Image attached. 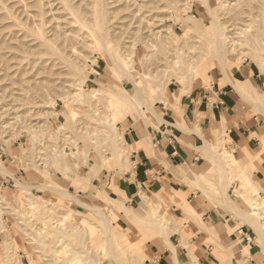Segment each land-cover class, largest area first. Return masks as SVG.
<instances>
[{
  "label": "rangeland",
  "instance_id": "obj_1",
  "mask_svg": "<svg viewBox=\"0 0 264 264\" xmlns=\"http://www.w3.org/2000/svg\"><path fill=\"white\" fill-rule=\"evenodd\" d=\"M65 1L77 8L75 10L80 8L91 29L99 30L93 14L94 0ZM220 1V7L215 9L216 0H210L211 7L216 10L223 28L227 27L225 31L233 33L235 42L239 41L229 57L234 65L228 69L247 64L263 72L264 61H259L254 53L264 32H254L264 14V0ZM173 2L175 9L165 7L167 0H104V43L116 51L140 89L147 92L155 88L153 109L157 102L167 103L174 92L172 97L179 101L182 95L210 89L211 80L221 77L222 68L212 60L207 40L210 36H199V32H203L201 25L211 24L200 2ZM253 16L260 20L252 23ZM191 18L200 22H192ZM250 23L252 33L240 35L239 28ZM89 31L77 23L60 0H0V54L7 66L0 65L3 72V75L0 72V162L12 174L0 175V264H145L147 242L160 238L171 245L168 238L175 234L181 236L183 223L188 222L185 219L176 223L172 218L176 215L173 209L184 212L180 206L172 208L155 199L154 210L152 206L141 204L125 206L136 215L131 217L123 201L120 206L125 209L105 197L108 194L116 199L109 194L111 190L107 189V184L114 185L132 165L131 145L125 141L119 148L115 133L124 138L126 128L140 120L135 112H124L119 118L112 113L108 90L117 91L120 86L128 90L131 85L112 70L103 47L99 48ZM42 37L54 51L73 59L83 76L73 72L57 56H51L50 50L42 44ZM194 75L199 78L194 80ZM38 81L43 85L50 81L47 87L51 86L52 91L44 88L42 93L44 99L47 98L46 104L43 98L33 94ZM61 85L67 90H62ZM235 86L240 91L244 88L236 82ZM55 87H60L61 91ZM66 98L73 99L65 103ZM113 102L118 112L125 107L119 99ZM152 122L150 125H156L155 120ZM213 137L208 136L205 145L213 155L210 158L215 172L211 174L221 178L211 191L216 198L212 196L214 202L221 204L218 200L224 192L232 199L229 198L231 205V201H239L235 203L245 207L247 214L250 208L244 202L258 203L264 198L263 186L254 178L256 168L252 163L243 165L224 150L225 131L209 143ZM119 149L121 154H118ZM65 166L69 172L65 171ZM197 177L202 179L201 174ZM15 179L23 185L17 186ZM225 181H228L227 187L222 186ZM25 185L31 186L30 189ZM53 186L65 189L82 206L96 207L98 216L93 217L73 199L53 191L50 188ZM221 205L235 212L233 206L223 203V199ZM188 209L185 214L194 215ZM260 213L264 235V208ZM99 216L110 222L111 244L105 240ZM251 228L264 256V241L258 240V233ZM92 229L98 234H89ZM129 229L132 235L126 233ZM146 232L148 239L143 235ZM119 242L130 253L138 251H133L132 258L127 253L128 258L117 245ZM110 246L114 251L109 250ZM194 256L199 258L200 255ZM189 258L193 264L190 253Z\"/></svg>",
  "mask_w": 264,
  "mask_h": 264
},
{
  "label": "crops",
  "instance_id": "obj_2",
  "mask_svg": "<svg viewBox=\"0 0 264 264\" xmlns=\"http://www.w3.org/2000/svg\"><path fill=\"white\" fill-rule=\"evenodd\" d=\"M230 76L264 100V71L242 64L231 68ZM211 82L210 89L182 95L179 101L172 97L174 92L167 103L157 102L154 109L161 121L156 125L136 121L124 131V140L133 149L131 170L116 185L108 182L109 194L123 201L124 207L141 204L153 209L154 199L172 208L180 206L184 212L173 209L176 215L172 218L176 223L188 220L181 236L168 238L171 245L160 238L145 244V264H192L190 250L200 255L199 264H264L250 225L242 224L241 218L221 205L222 199L218 200L221 204L214 202L211 191L221 178L211 174L215 172L213 155L205 145L208 136H214L209 140L213 143L225 131L224 150L243 165L252 163L254 178L264 190V114L256 107L259 99L255 95L243 98L222 74ZM231 202L235 212L246 213L245 207ZM188 203L194 215L185 214ZM130 229L128 235H132ZM244 246L249 255L240 256Z\"/></svg>",
  "mask_w": 264,
  "mask_h": 264
},
{
  "label": "bare ground",
  "instance_id": "obj_3",
  "mask_svg": "<svg viewBox=\"0 0 264 264\" xmlns=\"http://www.w3.org/2000/svg\"><path fill=\"white\" fill-rule=\"evenodd\" d=\"M128 1V0H127ZM131 1V0H130ZM198 2H200V4H201V6L203 7V9H204V11H205V13L207 14V16L210 18V20H211V24L209 25V26H204V25H201V28H202V30H203V32H199V36L200 37H204V36H206V35H209L210 36V38L209 39H207L208 40V45H210V48H211V52H212V54H213V57H212V60H214V61H216L217 62V64L222 68V71H221V74H222V76L224 77V79L228 82V83H230L234 88H235V90L239 93V95H241L243 98L244 97H250L251 95H255L256 97H257V99H259V101H258V104H256V107L257 108H260V111H261V114H264V100H260V97L259 96H257V94L254 92V91H252L251 90V88L249 87V86H245L244 85V88H243V90L242 91H240V90H238L237 88H236V86H235V81H233L232 80V78H231V76H230V69H228V67H231V65H234V63L230 60V55L236 50V48L239 46V41H237V42H235V38H233V33H231V32H228V31H225V30H227V27L226 28H223V24L220 22V20H218V17L216 16V8H219L220 7V5H221V1L220 0H216V6H215V9H213L212 7H211V4H210V0H197ZM60 2L63 4V6L65 7V9L67 10V11H69L73 16H74V19L77 21V23L81 26V27H85L89 32H90V34L94 37V39H96L95 41L97 42V45H98V43H99V48H100V45H101V47H103V51L106 53V55L108 56V58H109V61H110V63H111V65H112V67H113V69L112 70H114L115 71V73H116V75H119V76H121V77H123V78H125L127 81H129V83H130V85H131V89H126V88H124L123 86H120V87H117V91H112V90H108L109 91V101L110 102H112V106H111V109H112V113H114V114H117L118 115V118L120 117V115L121 114H123L124 112H126L127 114H129V113H133V112H135L136 114H137V116H138V119L140 120V123L141 124H143L144 126H147V125H149V124H153V120H155V121H157V122H160L161 121V119H160V117H159V115L154 111V109H153V107H152V101H154V100H152V98H153V93L155 92V90H153V89H155V88H150V90L149 91H147V92H145L144 90H142V89H140L138 86H137V84H136V82L133 80V77L130 75V73L128 72V70L124 67V65H123V63H122V61L120 60V57L118 56V54H116L115 52L116 51H112V50H114V49H112V50H110L109 48H108V45H106L105 43H104V41H105V31H104V28L105 27H103L104 26V16H105V4H104V0H94V6H93V14H94V16H95V19H96V21H97V24H98V26H99V30L98 31H95V30H93V29H91L92 27L91 26H89V23H88V21H87V19L85 18V16H84V14L82 13V11L80 10V8L78 9V10H75V9H77V8H73L72 6H70L65 0H60ZM130 3H132V2H130ZM133 3H135L134 1H133ZM178 3V2H177ZM46 5V4H45ZM77 5V4H76ZM133 5V4H132ZM24 7V6H23ZM131 7V6H130ZM137 8H138V6H136ZM165 7L167 8V9H175V4H174V2H173V0H167V3H166V5H165ZM122 8V7H121ZM161 8H163V7H161ZM24 9V8H23ZM149 9V8H148ZM154 9V8H153ZM12 10V9H11ZM157 10H158V8H157ZM23 11V10H22ZM53 11V10H52ZM56 11V10H55ZM48 12V11H47ZM113 12H115V11H113ZM51 13V12H50ZM133 16H135V15H133ZM137 16V15H136ZM126 18H128V17H126ZM142 18V17H141ZM253 19L251 20L252 21V23L254 22V23H257V21L258 20H260V23H259V25L260 26H258V28L255 30V32L254 33H259V32H264V14L262 15V17L260 18V19H258V18H256V17H252ZM53 19H54V17H53ZM62 19V18H61ZM188 19H190V18H188ZM202 19V18H201ZM191 20H192V22H197L198 23V21H196V20H194V18H191ZM31 22H32V20H31ZM200 22V21H199ZM71 23V22H70ZM73 24V23H72ZM31 25V24H30ZM246 26H244L242 29L241 28H239L240 30H241V32H240V35L241 34H251L252 33V31H251V28H252V26H251V23L250 24H245ZM35 27V26H34ZM56 27V26H55ZM59 27V26H58ZM66 27V26H65ZM91 27V28H90ZM120 27V26H119ZM235 27V26H234ZM149 29V28H148ZM36 30V29H35ZM52 30V29H51ZM145 30V29H144ZM234 30V29H233ZM37 32H38V30H36ZM117 31V30H116ZM114 32V31H113ZM153 32V31H152ZM151 32V33H152ZM148 33H150V31L148 32ZM31 34V33H30ZM53 34V33H52ZM55 34V33H54ZM147 34V33H146ZM159 34V33H158ZM158 34H157V36H158ZM32 35V34H31ZM44 34H42V36H43ZM72 36H73V34H71ZM84 35V34H83ZM171 36H172V34H170ZM75 37V36H74ZM43 39L41 40L42 41V44H43V46L44 47H46L48 50H50V54H52L51 56H53V55H55V56H57L59 59H60V61H63V63L66 65V66H68L73 72H75L77 75H79V76H83L82 75V73L80 72V66L79 65H77L76 63H75V61L73 60V59H70V57L68 58L66 55H64V54H60V53H57L56 51H54L53 50V48H52V46L48 43V41H47V39H45L44 37H42ZM89 38V37H88ZM15 39V38H14ZM114 39V38H113ZM169 39V38H168ZM203 39H205V38H203ZM17 40V39H16ZM19 41V40H18ZM40 41V42H41ZM11 42V41H10ZM96 42H95V44H96ZM259 43H261L260 45H259V48L255 51V53H254V56L256 57V58H258L259 59V61H261V62H263L264 61V38H261L259 41H258ZM3 43H5V42H3ZM68 43H69V41H68ZM86 43V42H85ZM21 44V43H20ZM84 44V43H83ZM88 44V43H87ZM109 44V43H108ZM143 45H144V43H142ZM6 45V44H5ZM112 45V44H111ZM19 46V45H18ZM96 46V45H95ZM142 46V45H141ZM152 46V45H151ZM7 47V46H6ZM20 48L22 47V45H20L19 46ZM135 47V46H134ZM13 48V47H12ZM12 48H10V49H12ZM27 48V47H26ZM35 48V47H34ZM96 48H98L97 46H96ZM114 48V47H113ZM29 49V48H28ZM32 49V48H31ZM100 50V49H99ZM28 51V50H27ZM73 51H76V50H74L73 49ZM19 52V51H18ZM73 53V52H72ZM135 53V52H134ZM34 54V53H33ZM68 55V54H67ZM70 55H71V53H70ZM80 55V54H79ZM134 55V54H133ZM73 56V55H72ZM83 56V55H82ZM169 56H170V54H169ZM72 58V57H71ZM83 58V57H82ZM171 58V57H170ZM84 59H86L85 57H84ZM13 60V59H12ZM16 61H18V60H16ZM124 61V60H123ZM126 61V60H125ZM151 62V61H150ZM5 65L6 63H4V59H3V56L0 54V65ZM126 64V63H125ZM12 66V65H11ZM5 67H7L6 65H5ZM51 67V66H50ZM2 68V67H1ZM54 69V68H53ZM86 69V68H85ZM6 71V70H5ZM29 71V70H28ZM1 72V71H0ZM6 72H8V71H6ZM24 73V72H23ZM1 74L3 75V72H1ZM5 74V73H4ZM7 74V73H6ZM55 74H56V72H55ZM140 74V73H139ZM1 75V77H3ZM20 75H23V74H20ZM42 75H43V73H42ZM7 76V75H6ZM57 76V75H56ZM67 76V75H66ZM78 77V76H77ZM4 78V77H3ZM7 78V77H6ZM9 78V80H10V77H8ZM34 78V77H33ZM84 78V77H83ZM197 78H199V76H196V75H194L193 76V79L195 80V79H197ZM26 80V79H25ZM30 80V79H29ZM29 80H26V81H29ZM7 81V80H6ZM17 81H19L18 79H17ZM145 81V80H144ZM46 83V85H43L41 82L39 83V81L37 82V83H35V84H38V85H35V90L33 89V87H32V89L34 90V95H36L38 98H43L44 99V96L45 95H42V93H43V90H44V88H47L49 91H50V88H51V86H50V88H48L49 86V82L50 81H45ZM1 83V82H0ZM66 83V82H65ZM10 84V83H9ZM11 84H13V83H11ZM10 84V85H11ZM16 84V83H15ZM18 84V83H17ZM62 84H64V83H62ZM14 85V84H13ZM110 85V84H109ZM149 85V84H148ZM7 86H9V85H7ZM17 86V85H16ZM15 86V87H16ZM27 86V85H26ZM48 86V87H47ZM57 86V85H56ZM53 87V86H52ZM61 87H62V90L65 88L66 89V87H64L63 88V86L61 85ZM246 87V88H245ZM7 88H9L10 89V86L9 87H7ZM31 88V87H30ZM58 88H60V87H58ZM57 87H55V89H58ZM103 88V87H102ZM8 89V90H9ZM22 89H24L23 87H22ZM61 89V88H60ZM60 89H58L59 91H61ZM64 89V90H65ZM148 89V88H147ZM3 90H4V88H3ZM67 90V89H66ZM103 90H105L104 88H103ZM146 90V89H145ZM12 91V90H11ZM51 91H52V89H51ZM50 91V92H51ZM53 91H55V90H53ZM107 91V90H106ZM235 91V92H236ZM7 92H10V90L9 91H7ZM6 92V93H7ZM13 92L15 93V90H13ZM25 92H27L26 90H25ZM64 92V91H63ZM62 92V93H63ZM22 94V93H21ZM29 94V93H28ZM98 94V93H97ZM11 95V94H10ZM64 95V94H63ZM27 96V95H26ZM72 96V95H71ZM95 96V95H94ZM11 97H13L12 95H11ZM67 97V96H66ZM74 97V96H73ZM96 97V96H95ZM10 98V97H9ZM11 99V98H10ZM19 99V98H18ZM65 99V98H64ZM70 99H73V98H66V100H64V102L66 103L67 101H70ZM115 99H119L120 101H121V103H123V105L125 106L124 108H122L121 109V113L120 112H118V110L116 109V107H117V105H116V103L115 102H113ZM42 100V99H41ZM45 104H46V100H47V98L45 97ZM63 100V99H62ZM23 101V100H22ZM21 101V102H22ZM11 102V101H10ZM71 102V101H70ZM247 102V101H246ZM30 103V102H29ZM28 104V103H27ZM81 104V103H80ZM8 105H9V103H8ZM8 107V106H7ZM255 107V106H254ZM256 108V109H257ZM8 109V108H7ZM259 110V109H258ZM28 111V110H27ZM13 112H14V109H13ZM43 112V111H42ZM4 113V112H3ZM8 113H9V110H8ZM40 114V113H39ZM42 114V113H41ZM24 115V114H23ZM22 116V115H21ZM26 116H27V114H26ZM3 118V117H2ZM12 119H14V118H12ZM25 119V118H24ZM109 120V122H111V124H113V122L111 121V119L110 118H108ZM21 121V120H20ZM16 123V122H15ZM22 124V123H21ZM31 124V123H30ZM29 125V124H28ZM42 125V124H41ZM84 125V124H83ZM27 126V125H26ZM33 126V125H32ZM35 126V125H34ZM37 126V125H36ZM17 127V126H16ZM37 128V127H36ZM77 128V127H76ZM30 129V128H29ZM35 129V128H34ZM116 129V131H118V128H115ZM108 132V131H107ZM11 135V134H10ZM114 137V136H113ZM115 138H116V142L120 145L122 142L124 143L125 142V140H124V138H122L121 136H120V134H118V132H116L115 133ZM146 142V141H145ZM137 145V144H136ZM126 146H130V145H128V144H126ZM119 148H122L121 147V145H120V147ZM122 152H121V149H119V151H118V154H121ZM111 157V156H110ZM84 158H85V156H84ZM217 161H218V163H220V166L221 167H223V165H222V162H221V160L219 159V158H217ZM91 169V168H90ZM89 169V170H90ZM40 171V170H39ZM62 171V170H61ZM65 171L66 172H69L68 171V167L67 166H65ZM63 173V172H62ZM0 175H2V176H6V175H9V176H11L12 174L11 173H9L8 172V170L4 167V165L3 164H1V162H0ZM86 176H84L83 175V179L85 178ZM228 180V179H227ZM228 181H225V182H223L222 183V186L223 187H227V183ZM15 183H16V185L17 186H19V185H23V183L21 182V181H19V180H16L15 179ZM14 183V184H15ZM26 186V188L28 189V185H25ZM43 186V185H42ZM41 186V187H42ZM31 187V186H30ZM30 187H29V189H30ZM53 191H55V192H57V193H60V194H62L64 197H69V198H71V199H73L77 204H79L81 207H84V208H86V210L88 211V212H90L92 215H93V217H97L98 216V213H99V209H97L96 207H94V206H82L81 204H80V202H78V200L76 199V198H74V196H70L69 195V193L65 190V189H63V188H61V187H57V186H53V187H50ZM223 194H222V198L221 199H223V203L224 204H226V205H231V203H230V200H229V196H228V194H225L224 192H222ZM212 196H214L213 194H212ZM105 197L112 203V204H114V205H118V206H120V205H123L122 204V201L120 200V199H113V198H111L108 194L107 195H105ZM116 198V197H115ZM214 199H216L215 197H214ZM245 201H246V199H244ZM245 204H247V205H249L248 207L250 208H248L249 209V211H248V213L246 214V213H243V214H240V213H237V212H233V215L236 217H239V218H241L240 220L242 221V224H249L250 225V227L252 226L254 229H255V231L258 233V240H260V241H264V235H263V230H262V227H263V223H262V220H263V217H262V215H261V213H260V211H261V208H264V198H262L261 199V202H258V203H248V202H244ZM188 205V208H190V210L193 212V214H194V211L192 210V208H191V206L189 205V203L187 204ZM232 206V205H231ZM263 206V207H262ZM120 207H122V206H120ZM123 209H125L124 207H122ZM129 213V212H128ZM101 214V213H100ZM129 216H131V217H136V215L133 213H129ZM99 218V220H100V223H101V226H102V230H104V233H105V235H106V242H108L109 244H111V240H112V238H111V234L110 233H112V232H110V230H109V227H110V222H109V220L108 219H106V218H102V217H98ZM113 219H115V217L113 216L112 217ZM81 220V219H80ZM84 222H85V220H84ZM229 224V223H228ZM92 227V226H91ZM99 229V228H98ZM95 230H97L96 228H95ZM95 230H91L90 231V233L89 234H92L93 236L94 235H96V234H98L97 232H98V230H97V232H95ZM101 232V231H100ZM99 232V233H100ZM92 236V237H93ZM90 237V236H89ZM96 237V236H95ZM99 240H101L102 241V239H100L99 238ZM107 243V244H108ZM109 244H108V246H109ZM123 243H121V242H119L117 245L123 250L122 252H126L124 255H126L127 253H130V250H128L127 248H125L123 245H122ZM97 245V244H96ZM98 246V245H97ZM111 247L112 246H110V248H109V250L110 251H114V249L112 248L111 249ZM98 248V247H97ZM108 249V248H107ZM106 249V250H107ZM132 251V250H131ZM134 251V250H133ZM131 252L130 253V255H132V256H130L131 258L133 257V253L134 252H136V251H138V250H136V251H134V252ZM188 252V251H187ZM189 253H190V256L191 257H193V259H194V263L193 264H199V261H198V258H196L194 255H196V251H194V250H190L189 251ZM108 254H109V252H108ZM113 254V253H112ZM241 254H243V255H249V251H248V247H245V248H243V250L241 251ZM128 256V258H129V255H126V257ZM242 256V255H241ZM130 258V259H131ZM113 260H116L115 258L113 259ZM75 264H77V263H75ZM135 264H137V263H135Z\"/></svg>",
  "mask_w": 264,
  "mask_h": 264
}]
</instances>
